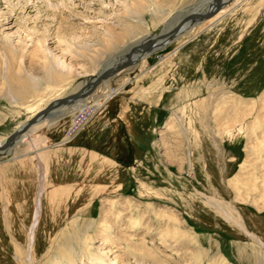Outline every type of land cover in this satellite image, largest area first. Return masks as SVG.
<instances>
[{
	"label": "rangeland",
	"instance_id": "obj_1",
	"mask_svg": "<svg viewBox=\"0 0 264 264\" xmlns=\"http://www.w3.org/2000/svg\"><path fill=\"white\" fill-rule=\"evenodd\" d=\"M208 2L0 0V142ZM99 86L0 154V264H264V0Z\"/></svg>",
	"mask_w": 264,
	"mask_h": 264
},
{
	"label": "bare ground",
	"instance_id": "obj_2",
	"mask_svg": "<svg viewBox=\"0 0 264 264\" xmlns=\"http://www.w3.org/2000/svg\"><path fill=\"white\" fill-rule=\"evenodd\" d=\"M233 0H222V7H221V10L215 15V16H213V17H211L210 19H198V20H195V21H191V22H188L187 24H185L184 25V27H182V29L178 32V33H173V30L175 29V27L180 23V21L179 22H177L176 24H175V27L172 29V30H170L168 33H166L167 35L168 34H170V33H173V34H171V35H169V36H167V38H166V36H164V35H160V36H158L159 34H157L156 36H158V37H152V38H150L149 40H146V41H144V42H142L141 44H139V43H137L136 45H133V46H131L130 47V49L128 50V52L125 54V56H123V58H121V60H119L117 63H115L114 65H112V66H109V67H107L106 69H104V71H107V70H114V69H117L118 67H120L121 65H123L125 62H126V59H127V55L130 53V51L134 48V47H138L139 45L141 46V45H143V44H147V43H149L150 41H155V45H154V47L151 49V50H148V51H145V50H140V51H137V52H135L134 53V55H133V58H132V64L130 65V67H128V68H126V69H124V70H122V71H120L119 73H116V74H114V75H121V74H125L128 70H131L135 65H137L138 63H140L143 59H146L148 56H150L152 53H154L155 51H157V50H160V49H163V48H165L167 45H169V44H171V43H173L175 40H177V39H180V38H182V37H184V36H188V35H190V34H192L193 32H194V28H205V27H207L208 25L210 26V24H212L213 22H215V20L221 15V14H223L224 13V10L226 9V7H228V5L232 2ZM208 4H209V7H208V9H207V11L206 12H204V13H202V12H200L199 10H195L196 12H194V13H202V14H207L208 12H210L212 9H213V5H214V0H209V2H208ZM134 6L135 7H137V5L136 4H134ZM191 14H193V13H191ZM190 15V14H189ZM188 15V16H189ZM187 17V16H186ZM185 18V17H184ZM183 18V19H184ZM161 34V33H160ZM8 55L11 57V58H13L12 57V52L8 49ZM14 54V53H13ZM104 71H102L101 72V74L104 72ZM100 74V75H101ZM112 76V75H111ZM111 76H109V77H111ZM99 76H97L96 78H94L93 79V82L98 78ZM109 77H107V78H109ZM107 78H105V79H107ZM104 79V80H105ZM103 80V81H104ZM103 81H102V83H103ZM92 83V82H91ZM98 88V87H97ZM99 89H100V86H99V88L98 89H96L93 93H92V95H97L98 93L97 92H99ZM92 95L91 96H89V98L88 99H90L91 97H92ZM68 96V95H67ZM63 97L62 96H59V97H57L56 99H51V100H49L48 102H49V104H47L46 106H41V105H38V106H36V107H30L29 108V112H30V118L23 124V125H21L19 128H17V130L16 131H20L26 124H27V122H29L37 113H39L40 111H42L44 108H46L47 106H49V105H53V104H55L57 101H59L60 99H62ZM79 101H81V100H79ZM79 101H76V102H79ZM47 102V103H48ZM73 103H75V102H73ZM72 104V103H71ZM81 105V104H80ZM69 106V105H68ZM64 107H66V106H64ZM64 107H62V108H64ZM62 108H60V109H62ZM60 109H58V110H60ZM58 110H56L55 112H57ZM52 113H54V112H52ZM51 113V114H52ZM50 116V114L49 115H47V116H45V117H43L42 119H40L26 134H24L23 136H21L20 138H18V141H17V143L21 140V139H23V138H26V137H28L31 133H33V129L37 126V125H39L41 122H43L47 117H49ZM240 130H242L241 128H240ZM6 140V139H5ZM4 140V141H5ZM4 141L3 142H0V145H3V143H4ZM16 143V144H17ZM15 144V145H16ZM14 145V146H15ZM13 149V147L11 148V149H9V150H7V152H9V151H11ZM2 153H4V152H0V154H2ZM108 203H109V207L108 208H106L105 209V215H104V219L105 220H103L102 221V223H101V225L99 226L100 228H101V230H106V228H108L107 227V223H108V217H110V216H115L114 215V211H115V209H116V206H117V202L115 201V200H108L107 201ZM108 205V204H107ZM108 211V212H107ZM108 213H109V216H108ZM38 217H39V209H37L36 210V213H35V217H34V221H33V224H32V227H31V230H30V237H31V241L30 242H34V232H35V228H36V226H37V223H38ZM171 219H173L174 221H176V222H178V219H177V217H171ZM169 229V228H168ZM168 235V234H167ZM178 235V234H177ZM180 235V234H179ZM87 241H91V239L89 238V237H87ZM33 251V248H32V250H31V252ZM88 257L90 258V262L91 263H89V264H92V263H95V262H97V258L95 257V255L94 254H92V253H89V255H88Z\"/></svg>",
	"mask_w": 264,
	"mask_h": 264
},
{
	"label": "water",
	"instance_id": "obj_3",
	"mask_svg": "<svg viewBox=\"0 0 264 264\" xmlns=\"http://www.w3.org/2000/svg\"><path fill=\"white\" fill-rule=\"evenodd\" d=\"M221 7H222V0H214L213 9L210 12H208L207 14H202V13L190 14L189 16L185 17L184 19L180 21V23L173 30V33H178L182 29V27H184V25L187 24L188 22L195 21L198 19H204V20L210 19L211 17L215 16L221 10ZM173 33H170L168 35L165 34L164 36H166L167 38V36ZM154 45H155V41L153 40L147 44L134 47L130 51V53L127 55L126 62L123 65H121L120 67L114 70L104 71L101 75H99V77L94 82L87 83L83 88H81L77 92L71 95H68L60 99L59 101H57L55 104L49 105L46 108H44L42 111L37 113L29 122H27V124L20 131H15L10 134L4 141L3 145H0V152H6L7 150L11 149L17 143L18 138L26 134L43 117L51 114L52 112H55L56 110L64 106H68L73 102L84 100L87 97L91 96L92 93L97 89L99 84L105 78L111 75H114L116 73H119L120 71L130 67V65L132 64V58L135 52L140 51V50H145V51L151 50L154 47Z\"/></svg>",
	"mask_w": 264,
	"mask_h": 264
},
{
	"label": "built area",
	"instance_id": "obj_4",
	"mask_svg": "<svg viewBox=\"0 0 264 264\" xmlns=\"http://www.w3.org/2000/svg\"><path fill=\"white\" fill-rule=\"evenodd\" d=\"M91 112H88L86 109L78 113L76 116L73 117L70 127L68 129L66 139L70 141L73 137L83 128L85 123L89 120L92 116Z\"/></svg>",
	"mask_w": 264,
	"mask_h": 264
}]
</instances>
